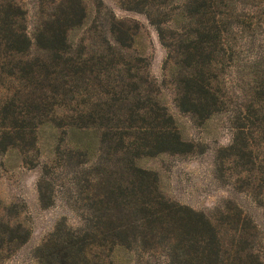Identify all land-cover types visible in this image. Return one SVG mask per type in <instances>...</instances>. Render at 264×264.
<instances>
[{"label":"rangeland","instance_id":"374dc122","mask_svg":"<svg viewBox=\"0 0 264 264\" xmlns=\"http://www.w3.org/2000/svg\"><path fill=\"white\" fill-rule=\"evenodd\" d=\"M216 1L237 56L224 68L226 108L202 120L177 105L181 69L173 48L185 34L178 27L194 25L189 0H5L31 45L5 59L16 74L0 67V107L11 105L0 117V264H64L73 240L87 251L82 264H202L171 226L154 221L170 208L204 215L238 242L246 263L264 264L262 175L250 158L226 151L253 79L264 78V0ZM74 3L87 9V18L70 31L66 58L105 57L95 68L107 71L87 87L85 79L66 76L71 65L62 67L57 81L64 94L55 97L59 88L46 84L55 73V51L44 37L59 7ZM30 66L35 78L26 76ZM118 68L126 75L130 69L137 85L124 84ZM137 92L141 103L154 98L168 108L192 153L120 148L121 99L134 93L126 104L134 105ZM84 102L95 120L82 118ZM37 103L41 109L33 114ZM30 116L45 124L37 143L23 129L4 143L5 130L28 125ZM90 124L98 137L87 155L70 131Z\"/></svg>","mask_w":264,"mask_h":264},{"label":"trees","instance_id":"16d2710c","mask_svg":"<svg viewBox=\"0 0 264 264\" xmlns=\"http://www.w3.org/2000/svg\"><path fill=\"white\" fill-rule=\"evenodd\" d=\"M188 8L195 18L194 25L190 31H187L183 26L178 27L185 34L173 48V52H175L173 56L176 57H173L175 64L179 65L181 69L180 96L177 105L182 112L202 120H208L226 108V94L222 87L223 84H227L226 78L223 77L226 75L224 68L231 65L237 53H234L236 48L230 46L227 40V22L224 13L218 10L216 0H189ZM17 17L13 14V6L6 3L5 0H0V30L3 31V34L0 35V67L11 75L16 74V65L6 69V66L9 67L11 64V61L8 62V60L13 61L17 54L31 45L28 35L19 31L20 18ZM86 18L87 9L81 4H63L53 15L49 35L44 37L46 43L55 51V60L53 61L55 73H51L53 76L47 78L49 81L46 83L47 86L59 88L55 92V97L64 94V92L58 94L61 88L57 81L62 67L67 68L68 65H71L70 69H73H69L70 72L66 76H72L78 82L85 79L83 82L87 87L92 86L94 79L101 81L107 71V68L104 67L95 68L99 62H103L105 57H94L89 60L82 58L81 61L73 63H71V59L66 58L72 47L69 33L76 25H81ZM163 33L161 31V39L166 43ZM7 58L9 59L5 60ZM28 69L27 78H35L38 75L33 67L30 66ZM117 72L124 84L128 79L133 81L137 77L131 73L130 69L127 71L128 75L120 68ZM133 83L137 85L136 80ZM252 83L250 97L246 98V102L237 111L238 123L235 128L237 135L233 144L226 151L231 157L250 158L252 165L257 166L260 170L264 184V78L253 79ZM135 95L136 102L131 106L126 104H130L134 93H130L128 98L121 99L123 106L119 117L125 121V124L122 131L117 133L120 148L137 146L140 150L148 149L153 154H189L194 151L193 146L183 139L174 117L166 106L161 105L154 98H150L146 103H141L140 92ZM83 105L85 108L79 110L82 118L95 120V114L88 115L91 111L86 108L85 102ZM33 109L35 110L34 114L41 109V104L37 103ZM10 111V103L1 105L0 117H4ZM29 118L30 122L26 126L7 128L4 133H7L9 137H6L8 139L4 143L14 139L10 134L11 131L17 129H23L24 137L32 135V139L37 143L39 131L45 124L40 116H30ZM91 125L93 124L73 126L70 131L73 137L79 139L75 143L84 149L87 155L94 148L98 137V132H94L95 129ZM26 129H29L30 132H27ZM134 138L136 140L132 142ZM255 148L259 150L258 154L255 153ZM140 172L145 173L141 170ZM154 221H161L171 226L174 234L184 242L187 253L189 255L190 252L194 253L202 264L207 261H210V264H248L244 260L243 249L239 247L238 242L235 239L229 240L224 230L215 226L202 214L185 208H170L164 211L160 210L155 214ZM76 243L75 240L72 241L71 252L64 260V264H82L81 256L85 260L87 251L83 247L81 249Z\"/></svg>","mask_w":264,"mask_h":264}]
</instances>
